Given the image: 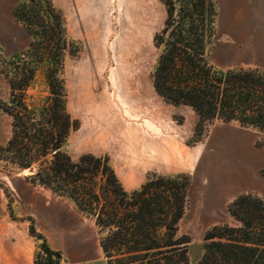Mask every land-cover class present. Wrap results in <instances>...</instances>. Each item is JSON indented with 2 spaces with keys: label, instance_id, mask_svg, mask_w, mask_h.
Instances as JSON below:
<instances>
[{
  "label": "rangeland",
  "instance_id": "obj_1",
  "mask_svg": "<svg viewBox=\"0 0 264 264\" xmlns=\"http://www.w3.org/2000/svg\"><path fill=\"white\" fill-rule=\"evenodd\" d=\"M20 1L0 0V50L6 60L26 50L31 42L25 28L12 16ZM53 2L62 10L61 2L66 0ZM218 7L220 29L208 46V62L227 70L264 60V55L238 54L237 39H228L232 32L226 25V12L231 8ZM234 11L237 13L236 8ZM97 16L93 25L84 14L78 22L70 19L63 78L75 127L63 151L75 161L88 154L109 159L116 174L120 172L128 180L123 186L128 193L157 175H190L192 184L177 235L191 240L189 258L194 264L204 254L207 231L217 225L240 226L228 211L232 200L242 194H262L264 200V133L238 122L217 120L208 122L198 136L195 111L185 105L173 107L156 93L153 73L161 49L155 45L154 36L166 18L162 0H110L108 22L105 16L99 20ZM223 28L228 29L225 35ZM77 47L80 51L73 56ZM45 73L44 66L28 91L33 104H42L50 94ZM3 85L9 90L6 79L0 76V87ZM52 159L49 154L24 172L35 174L41 164L50 166ZM22 174L16 165L0 162L3 180L17 181ZM109 177L99 173V194L110 186L106 182ZM41 186L36 193L21 190L17 195L29 206L30 225L61 257L45 253L42 240L33 236L37 244L35 264H109L101 246L107 229L97 224L95 216L82 212L72 199ZM10 198L12 206L15 198Z\"/></svg>",
  "mask_w": 264,
  "mask_h": 264
},
{
  "label": "trees",
  "instance_id": "obj_2",
  "mask_svg": "<svg viewBox=\"0 0 264 264\" xmlns=\"http://www.w3.org/2000/svg\"><path fill=\"white\" fill-rule=\"evenodd\" d=\"M162 2L166 18L154 36L161 49L153 73L157 94L167 103L195 111L198 136L217 118L264 133V68L216 69L206 58L216 34L215 0ZM12 15L31 42L11 60L0 50V74L10 91L8 101L0 100V110L12 118L11 137L0 145V162L27 170L52 154L50 166L41 164L29 180L72 199L82 212L96 217L97 224L107 229L101 246L109 264H191V240L177 233L192 177L157 175L128 193L109 159L88 154L75 161L64 152L75 127L63 78L69 44L65 18L53 0H21ZM79 51L77 47L71 54ZM44 66L50 94L42 104H33L28 91ZM101 172L110 175L106 180L110 186L99 194ZM228 211L240 226L217 225L207 231L204 254L194 264H264V200L242 194ZM29 231L42 240L45 253L61 257L34 225Z\"/></svg>",
  "mask_w": 264,
  "mask_h": 264
},
{
  "label": "crops",
  "instance_id": "obj_3",
  "mask_svg": "<svg viewBox=\"0 0 264 264\" xmlns=\"http://www.w3.org/2000/svg\"><path fill=\"white\" fill-rule=\"evenodd\" d=\"M215 2L218 11L216 33L217 30L219 31L220 29V26L217 25L220 15V9L218 6L231 8L226 12V14L229 16L226 25L232 32L231 37L228 39H237L238 54L240 56L243 54L264 55V0H215ZM61 6L63 11L58 6L57 7L63 13L67 31L70 27L69 24L71 23V17L78 22L82 19L81 16L83 14L86 16V18H89L88 20L91 25H93V22L95 21L96 14H98L96 19L99 20L100 17L105 16V19L108 22L110 0H66L65 3L61 2ZM235 8L237 13L234 11ZM228 29H226V31L224 28L222 29L224 35ZM263 62L264 60H255L254 62L250 61V63H245L244 65L237 68H264ZM0 76L2 75L0 74ZM9 96L10 91L4 85L0 87V100L7 101ZM162 100L163 102L167 103L164 99ZM167 104L172 105L170 103ZM172 106L177 108L181 105ZM6 115L8 114L0 110V145H6L12 134V118L9 115L7 116V124L5 126ZM217 120L222 119L217 118L210 123H213ZM224 122L232 123L237 121ZM5 128L7 130L6 132ZM244 128L255 127L244 126ZM255 129L257 130V128ZM3 131L5 133H3ZM142 138L143 140L145 139L144 137ZM145 141H143L142 144L148 143ZM187 145L193 146L189 144ZM143 153L144 152H142V154ZM24 170L25 169L21 170L23 174L17 178V181H14L10 178L4 180L3 178H0V264H35L37 244L34 237L30 234V223L27 219V217L31 215V212L29 206H27L23 199H21L22 197L20 198L17 195V191H20L21 193V190H32L36 193L40 191V188L43 187L39 184L36 185L29 181L28 177L32 173L26 174ZM117 178L120 180L123 186L128 184V180L124 179L120 172L117 173ZM135 189L136 187L132 188L131 190ZM10 196L15 198V203L12 206L10 203ZM260 197L263 199L262 194ZM233 201L234 200L231 202Z\"/></svg>",
  "mask_w": 264,
  "mask_h": 264
}]
</instances>
